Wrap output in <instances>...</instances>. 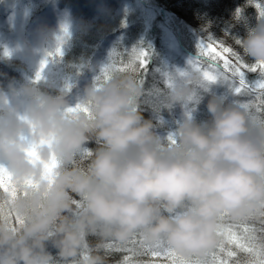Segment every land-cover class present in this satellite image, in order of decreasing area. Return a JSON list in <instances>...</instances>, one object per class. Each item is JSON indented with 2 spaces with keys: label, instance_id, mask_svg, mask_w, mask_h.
I'll return each instance as SVG.
<instances>
[{
  "label": "clouds",
  "instance_id": "clouds-1",
  "mask_svg": "<svg viewBox=\"0 0 264 264\" xmlns=\"http://www.w3.org/2000/svg\"><path fill=\"white\" fill-rule=\"evenodd\" d=\"M262 11L235 40V52L252 63H264ZM69 29L65 21L58 32L42 30L45 58L59 56ZM178 71L166 74L165 108L192 101L199 84V73ZM138 74L129 66L95 80L74 106L67 89H0V168L9 188L0 190V264H125L112 257L133 241L138 250L163 242L179 258L203 259L221 243L222 224H264V113L212 95L207 119L187 111L161 136L139 110ZM76 105L86 111H69Z\"/></svg>",
  "mask_w": 264,
  "mask_h": 264
},
{
  "label": "rangeland",
  "instance_id": "rangeland-1",
  "mask_svg": "<svg viewBox=\"0 0 264 264\" xmlns=\"http://www.w3.org/2000/svg\"><path fill=\"white\" fill-rule=\"evenodd\" d=\"M36 1L37 0H17L14 8L9 12V14L5 15V9L2 12L5 16L0 19V53L5 50H10L11 55L8 59L0 58V65H2L6 71L13 69L18 73L17 80L10 78L7 81L8 84L2 86V89L5 92H7L9 87L19 89L23 85L31 84H34L38 89L51 94H57L64 89H67L70 92L72 88L71 83H73L75 78L78 77L77 75L81 72V70L88 66V64L85 66L87 60L82 63H77L78 67H75L76 72L69 73L67 71L73 69L70 67H64L62 64L64 62L65 52H68L70 46L74 43L77 37L78 39L81 37L80 31H78L75 23L76 21L74 20L83 17L87 19L99 15L101 18L100 20L105 22L107 27L106 29L110 30L121 26L122 23L119 24L117 22L118 20L115 19L116 17H120V13H118V11L122 9L124 11H131L130 16H132L134 20H141L139 25V36L133 31H130L128 36L131 48L135 47V49L138 50V45L135 46V44L140 42L141 45L139 49L148 53L145 68L149 67L147 65L151 59L153 61L154 58L158 57V51L156 49L158 48L162 51L161 58H159L160 63H157L156 65L158 69H156L157 78L155 79L159 84L156 87L155 95H159L161 97V99L156 100V105L162 108L160 112L164 116V118L161 117L160 120L158 119L159 126L162 125L163 127L174 128L176 123L184 118V116L180 117L179 115L182 112L185 113L190 110L192 116L197 121L206 119L205 116L208 115V113L205 105L212 95L222 97L225 102L228 103L233 101L251 102V114L255 116L256 113H258L256 108L259 106L260 102L255 96H251L249 94L237 96L229 83L223 80H217L215 83H199L195 85V95L192 101L187 104L177 103L171 108L164 107L163 100L168 91L165 84L166 74L171 75L173 73V69H179L181 71L187 70L189 67V59L194 58L198 54V50L189 51L186 47L188 39L187 33L189 31L188 28L192 26L187 23L183 24L185 16L181 15L183 16V19L178 21L179 18L176 13H172L163 7L158 6L153 0H111L110 2L105 3L100 0H61L66 1L65 6L63 7L66 8V10H54V21L58 22V26L55 30L52 29L50 31L58 32L61 23L66 21L70 24V36L66 38L64 43L61 44V55L53 56L50 60V56L45 58L40 51L42 38L40 30L49 23L48 21L50 19V15L47 13L43 16V13L39 12L34 17H31L32 12L35 8H38L37 5H39ZM261 8H264V2L258 9ZM63 12L68 13L61 14ZM40 13H42V15H39ZM54 21H52V23ZM183 26L188 31L185 30V32ZM193 36L194 38H192L193 40L191 39V41H193L196 47L198 43L208 42V40L197 36V33ZM92 38H94L93 34H90L89 37L87 36V39ZM114 41L115 40H108L106 41V44L92 51L94 54V61H92V68H90L93 69L92 73L96 71V69H94L95 67H97L98 70V68L101 69L102 66L104 68L108 64L110 59L107 61V56L115 43ZM85 42L86 41L82 42V45ZM42 61H47V63L41 72V79L36 81L35 76ZM99 72L97 71L95 74L96 77L101 74ZM250 74L251 75L246 74L249 81H254L258 78V73ZM139 78L142 80L143 86L146 89L145 77L139 75ZM92 82H95V77L91 79L90 83ZM159 86L161 88H159ZM146 93L147 92L145 91L143 100H145ZM79 97L80 96L77 95L70 100L69 105L74 106ZM152 108L155 111L154 106ZM226 226H231L233 228L238 227L241 232H243V228L245 226L249 227L252 234H254L253 237L255 243L259 246L261 241L256 242L259 237L255 236L256 230L253 231V229L258 228L262 230L264 229V224L252 221L235 225L226 224ZM249 235H251L250 232ZM226 247H228V245H226ZM238 256L233 259L236 261L246 262L247 264H251L254 260V257L244 252L238 251ZM203 259L211 261L212 256L209 255Z\"/></svg>",
  "mask_w": 264,
  "mask_h": 264
},
{
  "label": "trees",
  "instance_id": "trees-1",
  "mask_svg": "<svg viewBox=\"0 0 264 264\" xmlns=\"http://www.w3.org/2000/svg\"><path fill=\"white\" fill-rule=\"evenodd\" d=\"M102 2H110L111 0H100ZM158 6L163 7L164 9L176 13L178 16V21L182 20L183 16H185L183 24L187 23L190 24L192 27L188 28V30L183 26L184 31L187 30V49L190 51H197L198 48L195 46L193 41H191L192 38H194L193 35L199 36L202 39L208 40H214L217 42L222 43L224 46L231 47L234 51H239L238 46L235 44V40L237 39H243L247 34V29L254 26L257 22V19L259 17L258 8L261 4H263L264 0H256V7H253L251 5H248L247 0H153ZM15 2L17 0H0V19L3 18L6 14H9L10 11L14 8ZM36 2L39 3L37 5L38 8H35L34 11L31 14V17H34L37 13L42 12L43 16H45L47 13L50 15L49 23L46 24L42 30H52L56 29L58 26V22L55 20V11L60 10H66V8H63L65 6L66 1L61 0H37ZM6 10L5 15L2 14V12ZM237 9H240L241 11L237 13ZM49 11V12H47ZM131 11H124L120 10L118 13H120V17L115 20H118L117 22L121 24V26H118L114 29L107 30L105 22L100 20L101 18L99 15L90 17V18H77L76 25L78 28V31H80V38H76L74 43L70 46L68 52H65L64 55V62L62 63L64 67H70L73 70H68L67 72L73 73L75 71V67L77 68V63H82L86 61L85 66L88 64L87 67H85L81 72L77 75L78 77L75 78L74 82L72 84L71 91H68L67 99L68 101L72 100L77 95H81L82 90L85 86L91 85L94 82L90 83L91 79L96 76L95 74L97 71L101 73V69L95 67L96 71L92 73V61H94V54L92 51H94L96 48L106 44V41L108 40H115L114 45L110 51V53L107 56L108 59L111 58V54L114 53L113 59L117 63V65H120L122 62L126 63L129 56L131 55V52L134 48H131L129 36L128 33L130 31L136 32L139 36L140 32V22L141 20L137 19L134 20L132 16H130ZM40 13L39 15H42ZM68 12H63L61 14H66ZM117 15L119 16V14ZM116 15V16H117ZM183 15V16H181ZM80 17V16H78ZM112 20V21H115ZM52 21H54L52 23ZM52 23V24H51ZM51 24V25H50ZM50 25V26H48ZM191 30V31H190ZM186 32V31H185ZM90 34L94 35V38L87 39V36L89 37ZM193 40V39H192ZM86 41L83 45L82 42ZM108 45V44H107ZM138 45V46H137ZM140 42L138 44H135V46L140 47ZM91 50V51H90ZM158 51V57L150 60L147 68L145 69H139V74L142 77H145L146 81V89L145 91L146 96L144 103L140 105V111L142 112V115L145 119H150L154 124L157 126V131L161 136H166V134L170 131H173L174 128H167L163 127L162 125L159 126V120L161 117L164 118V116L161 114L162 108L156 105V100L161 99L159 95H155V90L157 85H159L156 82L157 78V70L158 67L156 66L157 63H160L161 58V50L156 49ZM50 56L49 59L51 60ZM248 64H253L251 61H247V58L243 59ZM106 61V63H107ZM110 62V61H109ZM108 62V64H109ZM105 63V65H106ZM10 64V63H9ZM8 64V65H9ZM107 64V65H108ZM104 65V66H105ZM6 71L2 65H0V89H2L3 85L8 84V80L14 79L17 80L18 73L15 70ZM146 70V71H144ZM249 73H246L247 75H251ZM257 74V73H255ZM153 76V77H152ZM33 79V77H32ZM159 88H161L159 86ZM54 95V94H53ZM163 98V97H162ZM155 108V111L153 110V107ZM201 108V107H200ZM198 110V108H197ZM184 112H182L179 116L183 117ZM178 115V114H177ZM205 116V115H204ZM206 119L208 118V115L205 116ZM159 119V120H158ZM88 148L93 149L97 147L94 143H89L87 145ZM226 225V224H225ZM255 236H258L259 239H257L256 242L264 240V231H261L260 229H254ZM251 236L253 237L254 234L250 231ZM94 239L93 237H89V240ZM52 254L55 256V250L49 249ZM128 257L131 264H150V262L153 260V258L150 255L143 254V250H138L136 245L130 246L128 250L121 251L115 255H113L112 260L117 261L124 259L125 257ZM238 256V255H237ZM240 257V256H238ZM239 264H247L243 261H238ZM59 264V262H57ZM165 264H168L167 261H165Z\"/></svg>",
  "mask_w": 264,
  "mask_h": 264
},
{
  "label": "snow or ice",
  "instance_id": "snow-or-ice-1",
  "mask_svg": "<svg viewBox=\"0 0 264 264\" xmlns=\"http://www.w3.org/2000/svg\"><path fill=\"white\" fill-rule=\"evenodd\" d=\"M260 14L264 16V11ZM197 48L198 54L194 58L189 59V67L187 70L199 73V83H215L217 80L227 81L235 95L243 96L249 94L255 96L260 102L256 111L258 113H264V63L248 64L233 49L211 39L208 42L198 43ZM56 54L61 55L59 48ZM147 55L148 53L145 51L133 49L131 57L134 63L129 65L122 62L120 65H117L113 59L114 53H112L109 64L101 69V74L96 78V82L99 83L108 79L112 72L125 71L129 66L145 69ZM46 63L47 61L41 62L40 70L35 76L36 81L41 79V72L46 66ZM249 72L258 73V78L254 81H249L246 77V73ZM177 75L183 77L187 75V71H178ZM241 106L251 111L252 103L241 102ZM75 110L86 111V109H81L80 105L69 109V111ZM29 155H35V153H29ZM54 167L55 163L53 162L51 165L46 166V169L50 171ZM0 190H9L6 182V173L3 168H0ZM261 231H264V229ZM249 232L250 229L247 226L241 232L238 227L233 228L222 224L217 231L221 243L214 252L205 256L208 257L211 255V261L208 259L179 258L163 242L155 246L143 248V254L150 255L153 258L150 264H165V261L168 264H239L238 261L233 259L238 255L239 251L254 257L251 264H264V240L257 246L254 237L249 235ZM132 243L136 245L138 242L133 241ZM124 261L125 264H131L127 256L124 258Z\"/></svg>",
  "mask_w": 264,
  "mask_h": 264
}]
</instances>
